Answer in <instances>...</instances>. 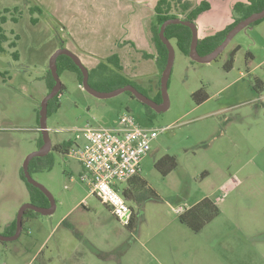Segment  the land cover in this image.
Listing matches in <instances>:
<instances>
[{"label": "rangeland", "instance_id": "rangeland-1", "mask_svg": "<svg viewBox=\"0 0 264 264\" xmlns=\"http://www.w3.org/2000/svg\"><path fill=\"white\" fill-rule=\"evenodd\" d=\"M35 5L0 0V15L7 17L0 52V233L29 202L19 172L38 148L36 115L47 91L50 57L61 41L52 15L29 13ZM4 8L10 11L4 14ZM170 42L174 58L165 111L149 117L127 92L98 98L65 70L59 75V107L46 119L52 144L73 139L87 123L113 126L125 112L159 131L141 162L143 186L133 187L137 198L127 200L133 228L120 224L89 193L75 158L50 150L51 168L36 171L32 165L30 174L51 193L55 209L28 213L19 237L0 241V264H264V18L235 34L208 63L193 61ZM235 48L227 70L224 63ZM160 74L136 83L156 88ZM151 78L155 83L149 84ZM199 89L196 101L193 93ZM166 154L175 157L176 167L163 176L154 162ZM203 197L215 200L219 214L194 232L175 210Z\"/></svg>", "mask_w": 264, "mask_h": 264}, {"label": "trees", "instance_id": "trees-1", "mask_svg": "<svg viewBox=\"0 0 264 264\" xmlns=\"http://www.w3.org/2000/svg\"><path fill=\"white\" fill-rule=\"evenodd\" d=\"M210 4L207 0H201L198 3L188 1V0H157L154 6V22L151 26V33H152V42L155 46L156 56H155V64L157 69L161 72L166 63L167 57V49L165 45L162 43L158 36V29L162 22L170 18H182L191 22H194L197 17L202 14L203 12L209 10ZM264 8V0H239L236 1L232 5V13H233V21L226 25L223 29L216 31L212 35H208L198 39L197 42V52L200 55H205L211 52L225 37L227 32L240 20L246 18L250 14L260 11ZM8 8H4L3 12H9ZM17 11V7H13V12ZM29 13L32 15L35 12H41L39 6H32L28 8ZM7 20L5 15H0V52H3L5 49L3 47V43L7 41V36L4 33L2 28V24H4ZM11 20L16 21V16H11ZM262 19H259L250 24V26H254L259 24ZM30 21L35 24L37 19L31 17ZM165 36L170 41L173 40L176 47L186 56H189V46L191 41V30L189 27L182 25V24H170L165 28ZM14 42H10L9 46H14ZM238 48V47H237ZM237 48L233 49L229 55V58L224 63V68L229 70L233 64V57ZM14 58H17V53L14 51L12 53ZM143 58H153V55L143 52ZM70 71L76 75V79L78 84H81L82 81V74L79 68L75 65L72 59L66 55H59L57 57V71L58 75L62 71ZM47 91L51 89L54 84V80L48 70L47 76L45 78ZM88 83L89 85L100 91H110L115 88H118L123 85L131 84L141 93L147 95V92H150L149 88L140 86L135 81L128 78V76L123 72V66L120 62L119 56L116 53H113L106 57L105 59L101 60L94 68L88 69ZM256 84L261 85V81L257 80ZM63 85L61 84V88L58 93L52 97L47 104V116L50 111H55L59 107V96ZM200 89L193 93V96L196 98V101L201 100L200 96ZM132 97H134L130 92H127ZM148 96V95H147ZM149 97V96H148ZM135 98V97H134ZM155 102H161L162 97L159 90V81L156 82V93L154 96L150 97ZM140 102V101H139ZM141 103V102H140ZM145 108V111L149 117L152 116L153 111L147 105L141 103ZM36 120L38 123L39 128V115L37 113ZM39 131V130H38ZM40 133V131H39ZM42 144L41 134L38 138L37 147H40ZM72 145L71 141H62L59 143L52 144L51 150L55 152H60L63 154H67L70 146ZM50 152L42 157H34L30 160L29 163V171L31 172V168L35 169L36 171L40 170H48L51 168L52 162L49 160ZM42 158H47L46 162H39ZM38 161V162H37ZM33 165V166H32ZM32 166V167H31ZM176 167V160L175 157L172 155H163L158 160L154 162V168L163 176L167 175L170 171H172ZM139 175L134 176L130 180H128L129 185L127 187H120L122 195L128 199H136V190L132 188L135 186H143V182L138 177ZM19 177L24 181L25 186L27 188L29 194V202L34 205L47 207L49 205V201L46 196L36 187L29 184L22 174L20 169ZM135 189V188H134ZM135 192V193H133ZM132 210V217L127 225V227L133 228L134 226V212ZM29 213V214H28ZM31 213L38 214L32 210H26L23 218L25 216L32 217ZM219 214L218 206L215 200L211 199L210 197H203L198 202L193 204L192 206L185 208L183 212L178 214V219L181 223L188 226V228L194 232L200 231L207 222L211 221ZM16 222L15 219L11 221L5 227V231L3 234L9 235L12 234L15 230Z\"/></svg>", "mask_w": 264, "mask_h": 264}, {"label": "crops", "instance_id": "crops-1", "mask_svg": "<svg viewBox=\"0 0 264 264\" xmlns=\"http://www.w3.org/2000/svg\"><path fill=\"white\" fill-rule=\"evenodd\" d=\"M188 1L198 3L201 0ZM207 1L210 4L209 10L200 14L194 21L198 39L212 35L230 24L234 17L232 5L239 0ZM34 2L40 7V13L52 15L57 22L61 31L58 48L66 47L71 50L87 69L94 68L101 60L116 53L123 66V72L131 80H140L142 83L145 76L153 75L155 79L159 75L151 33L157 0ZM143 52L153 55V58H143ZM125 68H128V71H125ZM148 82L155 83L152 78ZM149 89L151 96H154L156 88L149 85Z\"/></svg>", "mask_w": 264, "mask_h": 264}, {"label": "built area", "instance_id": "built-area-1", "mask_svg": "<svg viewBox=\"0 0 264 264\" xmlns=\"http://www.w3.org/2000/svg\"><path fill=\"white\" fill-rule=\"evenodd\" d=\"M158 130L139 124L129 112L118 116L110 127H95L88 123L75 130L69 140L67 155L81 166L78 174L89 193L105 204L123 226L132 217L131 206L120 187L141 171L142 159L148 154ZM183 208L175 210L180 214Z\"/></svg>", "mask_w": 264, "mask_h": 264}, {"label": "water", "instance_id": "water-1", "mask_svg": "<svg viewBox=\"0 0 264 264\" xmlns=\"http://www.w3.org/2000/svg\"><path fill=\"white\" fill-rule=\"evenodd\" d=\"M264 18V8L260 11L254 12L247 16L246 18L240 20L237 22L225 35L223 40L209 53L205 55H200L197 52V42H198V34H197V28L195 25V22H191L182 18H170L165 20L161 23L158 29V36L162 43L165 45L167 49V57H166V63L164 68L161 71L160 74V80H159V90L161 93L162 100L161 102H155L147 95L141 93L139 90H137L133 85L127 84L120 86L118 88H115L110 91H100L92 88L88 83V69L81 63L79 57L73 53L71 50L67 49L66 47H59L57 48L50 57L49 62V71L50 74L54 80V84L51 87V89L44 95V97L41 99L40 105H39V128L41 138H42V144L40 147H38L35 151L30 152L24 159L21 171L24 176V179L34 187L38 188L48 199L49 205L47 207H41L32 204L31 202L24 203L20 209L17 212L15 222L16 227L14 230V233L12 235H3L0 233V241H10L15 240L19 237L21 230H22V220L23 215L26 210H32L34 212H37L42 215L51 214L55 209V202L51 195V193L40 183L35 181L29 171V163L30 160L34 157H42L50 152L52 148L51 139L49 137L48 128L46 126V119H47V104L48 101L54 97L58 91L61 88V81L59 79L58 71H57V57L59 55H66L72 59V61L75 63V65L79 68L81 74H82V81L81 85L82 87L90 94L98 97V98H108L115 96L122 92H130L138 101L141 103L147 105L155 112H162L165 111L169 106V100L167 96V83L169 74L171 71V67L173 64V58H174V48L170 42L169 39L165 36V28L170 24H182L190 28L191 30V41L189 46V57L196 62L199 63H208L212 60H214L226 47V45L229 43V41L233 38L235 34H237L239 31L247 28L250 26L251 23Z\"/></svg>", "mask_w": 264, "mask_h": 264}, {"label": "flooded vegetation", "instance_id": "flooded-vegetation-1", "mask_svg": "<svg viewBox=\"0 0 264 264\" xmlns=\"http://www.w3.org/2000/svg\"><path fill=\"white\" fill-rule=\"evenodd\" d=\"M22 222H23V220H22ZM4 231H5V228H4L3 232H4ZM3 232H2V234H3ZM13 233H14V232H13ZM13 233H12V234H13ZM12 234H9V235H12ZM3 235H6V234H3Z\"/></svg>", "mask_w": 264, "mask_h": 264}]
</instances>
